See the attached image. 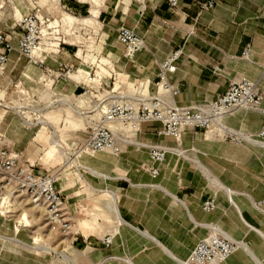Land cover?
<instances>
[{
  "label": "crops",
  "instance_id": "obj_1",
  "mask_svg": "<svg viewBox=\"0 0 264 264\" xmlns=\"http://www.w3.org/2000/svg\"><path fill=\"white\" fill-rule=\"evenodd\" d=\"M6 1L3 2L4 9L0 5V32L13 34L12 42L18 46L22 31L15 24L21 15L32 11L22 13L13 0ZM205 1L208 0H179L176 10H172L166 0H103L101 6L92 5L89 8L77 0H69L65 7L80 15L79 19L92 17L99 29L104 27L109 33L105 53L111 60L106 59V64L115 69L117 66L126 78L149 80L154 92L160 64L181 49L178 70L169 77L170 82L180 89L175 97L180 105L213 101L224 94L232 82L243 77L264 89V0H223L208 11L200 6ZM9 10L16 21L13 24H9ZM84 14L89 15L82 16ZM122 26L133 29L146 42L145 50L133 60L126 58L124 47L117 39V31ZM248 47L252 48V54L245 59L242 54ZM73 56V47L65 45L59 52L44 54L42 66L39 61H30L26 57L18 59L15 53L6 67V73L13 75L18 72L22 80L32 83L39 73L45 75L52 71L57 75L64 67L70 68L71 74H63V78L68 81L66 87L72 89L70 96L80 99L76 94L85 89L82 84H94L96 80L75 72L74 68L79 70V62ZM13 115L9 111L0 114V132L5 137L0 140V147L9 148L23 156L25 164H31L24 160L29 157V144L24 141L31 135L29 128L32 124L27 122L24 127ZM43 121H48V126L49 122H56L54 118L42 120L44 126L47 125ZM68 123L74 125L71 120ZM222 123L236 134V139L227 142L220 133L189 129L183 134L178 148L174 139L159 135L160 124L143 123L120 155L97 154L113 158V163L106 162L108 164L120 163L117 158L131 163L124 176L108 175L115 182L113 191L117 194L120 216L134 228L121 225L114 213L111 197L105 192L107 197L104 196L95 206L87 203L86 212L93 215L96 206L103 205L101 213L104 220L111 222L114 228L111 247L86 245L97 264H132L122 259H129L135 264H179L178 260L188 261L197 245L211 232L203 226L206 222L219 224L229 235L245 243V248L232 254L223 264H264V239L241 224L238 212L231 204L233 200L242 208L244 220L264 232V211L254 205L264 198V145L256 142L262 140L263 117L258 111L242 109L225 117ZM135 141L183 151L195 147L199 151L200 166H196L192 159L180 158L173 150L159 165L160 175L153 178L147 170H140L143 165H152L149 150L137 146ZM211 176L216 182H212ZM226 189L232 193L231 203ZM169 193L175 194L178 200ZM211 196L216 197L217 208L213 212H205L202 205ZM69 207L68 202V210ZM95 225L92 220L86 223L85 229L72 230L73 233L81 231L86 239L78 241L72 237L71 243L73 240L77 248L82 247L94 232H98ZM124 230L133 239L131 248L146 244L155 250L142 259L133 258L129 250L120 253L118 246L119 241L124 240Z\"/></svg>",
  "mask_w": 264,
  "mask_h": 264
},
{
  "label": "rangeland",
  "instance_id": "obj_2",
  "mask_svg": "<svg viewBox=\"0 0 264 264\" xmlns=\"http://www.w3.org/2000/svg\"><path fill=\"white\" fill-rule=\"evenodd\" d=\"M4 1L6 0H0L3 9ZM13 1L22 13L33 11L40 15L42 20L40 27L42 30L41 50L53 54L59 52L61 47L71 45L73 57L79 62L77 66L79 70L74 68L75 72L87 76V78L91 77L96 82L90 85L82 84L85 89L77 92L76 96L81 97L79 99L74 96L75 94H73L74 97L70 96L72 89L66 87L68 81L63 78V74H71L70 68L64 67L57 75L39 73L32 83L22 80L18 72L9 75L6 73V69L0 70V114L9 111L24 127L27 126V122L32 124L29 128L31 135L28 136L27 141H24L29 144L27 150L29 157H25L24 160L36 165V171L51 172L57 176L56 187L69 202L68 211L72 227L67 235H63L57 230H53L45 212L36 209L25 194L18 191L12 196L6 197L0 208V264H97L91 249L87 250L86 245L94 248H101L103 245L111 247L113 240L109 246L105 242L106 239L113 237L114 228L111 222L104 220L101 213L103 205L102 207L96 206L94 215L87 213L85 206L87 203H93L95 206L105 196L103 192L109 197L116 193L113 191L115 182L108 174L124 176L127 169L131 168V163L117 158L120 163L108 164L106 162L113 163V158L108 159L97 155V153H90L85 150V143L92 127L101 122V107L98 104L102 102L107 92H112L113 88H116L117 91L119 89L117 87H123L124 83L128 84L131 90L139 81L144 80L134 79L130 76L126 78V75L124 76L116 65L115 69L106 64V59L111 60L105 53L110 38L109 33L104 27L99 29L92 17L79 19L80 15L68 10L65 4L69 0ZM77 1L89 8L92 5L101 6L103 0ZM9 17H11L10 10ZM15 22L13 17L9 18V24ZM15 26L18 27L17 24ZM91 28L93 31H89ZM130 92L132 93V91ZM65 99H71L72 101H69L75 105L77 111L66 104L57 106L52 104ZM48 104H51L49 106L52 107L46 109ZM53 118L56 121L52 123L53 126H44L41 123L42 120ZM69 120L73 121V126L68 123ZM221 134V137L227 142L233 141L235 138L227 128H222ZM53 136L59 142L58 147L52 144ZM1 139H5L3 132H0ZM183 153L180 158L192 159L196 166H200V163L198 164V149L192 147ZM117 156L118 154L115 157ZM96 161L102 162V164ZM142 169L141 167L140 170ZM206 174L209 175L208 172ZM210 178L213 183L216 182L214 177ZM228 199L230 202V195H228ZM231 204L237 213L236 205L233 202ZM254 204L258 210L263 209L259 203ZM92 220L96 222L94 227L98 232H94L86 240V244L77 248L73 244V240L71 243L72 237L78 241L86 238L81 231H76V233L73 231L85 229L86 223L92 222ZM205 225V228L211 232L218 230L232 238L236 242L234 253L245 248L243 241L235 239L234 236L231 237L219 224L206 222ZM210 234H207L205 239ZM119 235L120 229H118L117 236ZM123 235L124 240L119 241L118 246L120 253L129 250L133 258L142 259L155 250L154 247L146 244H138L131 248L132 237L125 230ZM122 260L135 264L129 259Z\"/></svg>",
  "mask_w": 264,
  "mask_h": 264
},
{
  "label": "built area",
  "instance_id": "obj_3",
  "mask_svg": "<svg viewBox=\"0 0 264 264\" xmlns=\"http://www.w3.org/2000/svg\"><path fill=\"white\" fill-rule=\"evenodd\" d=\"M63 1V0H61ZM172 10H176L179 0H166ZM223 0H208L200 4L201 9L208 11ZM17 25L22 33L18 46L12 42L13 34L0 32V70L6 69L13 54L39 61L44 65L46 51L40 49L42 40V20L38 12L21 15ZM89 31H93L92 28ZM118 42L124 47L125 56L129 60L145 50V39L133 29L122 26L117 31ZM182 50L178 49L160 64L156 91L152 92L149 80L139 81L135 88L124 83L119 89L113 88L107 92L101 103V122L92 127L85 143V150L92 153L111 152L121 154L125 145L131 143L143 123L160 124L159 135L172 138L178 143L183 134L189 129H202L221 134L225 128L223 119L233 113L246 109L261 113L263 117L260 139L264 140V89L258 83L241 78L230 84L226 92L215 100L205 103L180 105L175 97L180 93L179 87L170 82V75L178 70V61ZM38 54V55H37ZM252 48L244 50L242 56L249 59ZM48 71V69L46 68ZM47 74L52 75V71ZM109 87V86H108ZM106 91L104 88H102ZM132 91V93L130 92ZM65 101V100H64ZM64 101L52 103L64 104ZM48 104L47 106L49 107ZM226 129V128H225ZM234 139L236 134L230 131ZM239 140V139H238ZM149 150L152 165H143V169L150 172L153 178L160 175L161 165L172 147L150 144L141 146ZM35 165L25 164L21 155L12 152L7 147H0V207L3 204L9 188L17 186L14 193L23 190L36 209H45L49 224L58 228L62 234H67L71 227L68 201L57 189L58 178L51 172H36ZM264 208V198L260 201ZM217 207L215 196L209 197L202 205L205 212H211ZM107 246L111 239H106ZM236 249V242L221 231L212 230L210 236L202 240L191 254V264H219L229 258Z\"/></svg>",
  "mask_w": 264,
  "mask_h": 264
},
{
  "label": "bare ground",
  "instance_id": "obj_4",
  "mask_svg": "<svg viewBox=\"0 0 264 264\" xmlns=\"http://www.w3.org/2000/svg\"><path fill=\"white\" fill-rule=\"evenodd\" d=\"M66 101H64L65 103L64 104H66L67 106H69L71 109H73V110H75L74 108H76L73 104H72V102H70L68 99H65ZM75 111H77V110H75ZM238 112V111H237ZM237 112H235V113H237ZM235 113H233V114H235ZM102 114V113H101ZM232 114V115H233ZM227 117V116H226ZM42 122V121H41ZM43 123L45 124V125H47V123H48V121H43ZM95 125H97V123L95 124ZM48 126V125H47ZM49 126H53L52 125V123H50L49 122ZM245 138V137H244ZM245 140V139H244ZM252 140V139H251ZM254 141V140H253ZM256 142L258 143V144H260V145H264V141H262V140H256ZM135 143H136V145L137 146H145V145H150L149 143H140V142H136L135 141ZM134 143V144H135ZM52 144L56 147H58L59 146V142L55 139V137L53 136V139H52ZM173 150H175L174 152H176V153H178V155H183L184 153H183V151H181L180 149H173ZM90 152V151H89ZM90 153H92V152H90ZM100 153H111V152H100ZM93 154V153H92ZM94 154H96V153H94ZM98 154V153H97ZM112 155H114V156H116L117 154L116 153H111ZM111 155V156H112ZM107 177V176H106ZM14 189L16 190H18V187L17 186H13V188H9V190H8V192L6 193V195H5V198H4V200L6 199V197H9V196H12L13 194H15L14 193ZM226 191H227V193H228V195H231L232 193H231V191H229V189H226ZM19 192L20 193H23V194H25V192L23 191V190H20L19 189ZM174 199H176V200H178V198L175 196V194H173V193H169ZM26 195V194H25ZM27 196V195H26ZM28 197V196H27ZM110 197H111V203H112V205H113V208H114V213H115V215H116V217H117V219L120 221V223H121V225H125V226H127V227H129V228H131V229H134L132 226H130L129 224H127L126 222H124L123 220H122V218H121V216H120V213H119V209H118V206H117V194L116 193H113V194H111L110 195ZM28 199H29V197H28ZM29 201H30V199H29ZM233 202V204L234 205H236L235 203H234V201H232ZM3 203H4V201H3ZM30 203H31V201H30ZM32 204V203H31ZM184 205V204H183ZM255 205V204H254ZM2 206H3V204H2ZM237 206V205H236ZM256 206V205H255ZM238 208H237V212H238V219H239V221L241 222V224L244 226V227H246L247 229H249L250 231H252L253 233H255L257 236H259V237H261V238H263L264 239V232L262 231V230H259V229H257L256 227H253V226H251V225H249L245 220H244V218H243V216H242V208L241 207H239V206H237ZM1 208V207H0ZM39 210H43L44 212H45V214H46V211H45V209H39ZM260 211H263V209H261ZM46 216H47V214H46ZM48 218V217H47ZM51 225V224H50ZM207 225V224H206ZM205 225V223L203 224V226H206ZM52 226V225H51ZM53 227V226H52ZM71 228V227H70ZM53 230H57L58 232H60L61 234H62V232L60 231V230H58V228H55V227H53ZM70 231V230H69ZM69 233V232H68ZM67 233V234H68ZM67 234H63V235H67ZM231 236V235H230ZM232 237V236H231ZM155 237H153V239H154ZM113 240V237H111V241ZM154 241L155 242H157L156 241V239H154ZM113 242V241H112ZM158 243V242H157ZM159 244V243H158ZM242 244V243H241ZM240 244V245H241ZM160 245V244H159ZM244 246V245H243ZM160 247L164 250V251H166L168 254H170V252H169V250L166 248V247H163L162 245H160ZM245 247V246H244ZM228 259V258H227ZM226 259V260H227ZM226 260L225 261H223V262H226ZM178 262L180 263V264H191V261H190V259L188 260V261H184V260H178ZM223 262H221V263H223ZM220 264V263H219Z\"/></svg>",
  "mask_w": 264,
  "mask_h": 264
}]
</instances>
